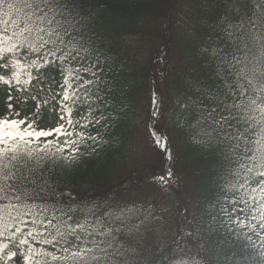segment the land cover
I'll list each match as a JSON object with an SVG mask.
<instances>
[{"label":"snow or ice","instance_id":"1","mask_svg":"<svg viewBox=\"0 0 264 264\" xmlns=\"http://www.w3.org/2000/svg\"><path fill=\"white\" fill-rule=\"evenodd\" d=\"M83 4L0 0L7 100L0 109V264H138L128 243L131 210L85 199L75 180L114 123L93 14ZM228 7L218 23L230 44L201 52L214 63L215 89L176 104L182 113L198 110L223 154L214 162L219 171L197 217L183 215L191 214L186 204L175 209L182 219L173 216L178 225L187 221L189 239L193 220H207L228 250L209 256L197 249L199 260L186 262L169 249L148 264H264V0H229ZM163 100L150 97V115ZM149 134L154 150L174 159L167 137ZM174 176L169 167L153 179L171 187Z\"/></svg>","mask_w":264,"mask_h":264},{"label":"trees","instance_id":"2","mask_svg":"<svg viewBox=\"0 0 264 264\" xmlns=\"http://www.w3.org/2000/svg\"><path fill=\"white\" fill-rule=\"evenodd\" d=\"M228 5L229 0H84L83 7L93 14L90 28L95 33V47L105 62L114 123L106 136L108 142L98 155L85 161L75 180L86 189L84 198L96 202L115 200L132 185L161 188L172 204L165 219L166 252L177 243H189L196 253L200 249L209 256L228 250L227 238L213 232L207 220H193L194 244L185 234L187 221L178 225L173 219H182L175 209H183L185 204L191 214L183 215L189 219L198 216V208L210 195V182L219 171L214 162L223 154L212 138L197 140L184 129L185 123L191 126L197 120L198 110L182 113L172 109L173 98L194 99L200 92L215 89L214 63L201 52L206 46L230 44L218 23L229 11ZM157 93L164 98L157 113L159 122L164 134L173 135L172 160L160 157L148 139L145 152L132 156L137 134H142L135 128L139 106L145 102L143 112L150 109V97ZM171 109L178 122L167 121ZM141 142L143 147L144 139ZM169 167L175 173L172 186L154 183V176ZM180 228L184 231L178 233ZM161 254L138 264H148Z\"/></svg>","mask_w":264,"mask_h":264},{"label":"rangeland","instance_id":"3","mask_svg":"<svg viewBox=\"0 0 264 264\" xmlns=\"http://www.w3.org/2000/svg\"><path fill=\"white\" fill-rule=\"evenodd\" d=\"M0 101H4V102L7 103L3 86H0ZM145 105H146V103L142 102L141 106H139L140 107L139 111L141 113V116H139V121L140 120L141 121H147L148 116H147L146 113L143 112V110H144L143 107ZM48 119H49V122L54 121V115L49 117ZM157 124H158V120H157ZM136 129H137V131H140L141 130V126L137 125ZM192 132H193L194 136L197 139L207 138V132L203 128L201 130L200 127H195L194 129H192ZM136 141H137V146H136L135 154H138L139 152H142V142L139 139H137ZM134 195H135L136 199H131V202H129V204L123 203V205L127 209L131 210L132 218L130 220V225L133 224L134 221L137 222V221L140 220V222L137 224V226H139V229H142L144 226H146L148 224V223L143 224L144 220L146 219V216H147V215L146 216L143 215L145 213V211L141 208V206L143 205V201L145 203H150L151 202V203H153L155 205H159V204L164 205L166 202H165V200H162V198L160 199V194L154 193L149 188L137 191V192L134 193ZM130 204H132L131 206H137V208H139V209H135V211H134L132 209L133 207L129 206ZM156 209H157V211L167 210L168 207H166V206H163L162 208L156 207ZM133 233H134V231H133ZM137 235H138V233L135 234V235L133 234V236H136V238H137ZM131 238H132L131 243L128 242L129 246L137 248V253H138L135 256V259H138V258L142 257V255H144V257H146L144 252L140 251V249L136 245V240L134 239V237H131ZM182 258L186 262L194 260L193 258H191L188 255H184V256H182Z\"/></svg>","mask_w":264,"mask_h":264}]
</instances>
